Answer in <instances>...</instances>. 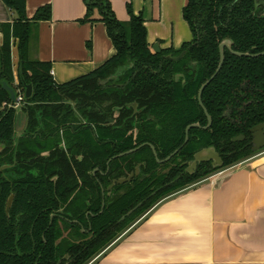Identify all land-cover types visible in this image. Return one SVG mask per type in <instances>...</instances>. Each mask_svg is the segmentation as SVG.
<instances>
[{"label": "trees", "instance_id": "16d2710c", "mask_svg": "<svg viewBox=\"0 0 264 264\" xmlns=\"http://www.w3.org/2000/svg\"><path fill=\"white\" fill-rule=\"evenodd\" d=\"M1 1L16 18L0 25V83L23 97L27 127L16 138V109L4 106L11 101L0 84V166H12L0 172V264H92L165 198L259 153L249 144V130L264 123V56H236L227 49L220 72L201 96L212 125L190 129L181 146L188 125L207 124L197 93L219 64L220 43L231 40L237 53L264 52V0H187L182 17L191 40L160 53L151 50L144 20L130 4L129 19L122 22L108 0H84L81 22H93L97 12L116 54L61 85L50 63L29 59L33 28L50 20V6L28 19L26 0ZM182 52L176 62L165 59ZM177 74L182 76L175 81ZM28 85L32 93L25 99ZM133 103L143 109L141 115H132L127 105ZM114 108H122L116 118ZM238 136L244 141H231ZM148 144L159 160L179 150L159 164ZM208 147L220 154L222 166L201 163L193 174L185 173L193 155ZM136 169L130 182L108 190ZM10 193L14 202L7 218Z\"/></svg>", "mask_w": 264, "mask_h": 264}, {"label": "crops", "instance_id": "0c3cea01", "mask_svg": "<svg viewBox=\"0 0 264 264\" xmlns=\"http://www.w3.org/2000/svg\"><path fill=\"white\" fill-rule=\"evenodd\" d=\"M108 1L119 21L129 19L128 4L142 16L151 50L155 44L160 51L177 50L191 40L182 17L187 0ZM45 5L51 18L33 28L29 59L50 63L56 84L85 76L115 56L97 12L93 22H81L84 0H26L27 18ZM15 18L0 0V25ZM11 54L17 81L14 47ZM25 122L17 109L19 132ZM92 264H264V150L165 198Z\"/></svg>", "mask_w": 264, "mask_h": 264}, {"label": "water", "instance_id": "95a60500", "mask_svg": "<svg viewBox=\"0 0 264 264\" xmlns=\"http://www.w3.org/2000/svg\"><path fill=\"white\" fill-rule=\"evenodd\" d=\"M231 46H232V42L231 40H225L223 41L220 45H219V57H220V62H219V65L214 73L213 76H211V78L205 83L203 84L199 91H198V94H197V101L199 103V105L203 108L206 116H207V119L209 120L208 122V127L210 126L211 122H210V117L207 115V112L205 110V108L203 107L202 103H201V96H202V92L203 90L205 89V87L216 77V75L219 73V71L221 70V67H222V64H223V61H224V55H223V50L224 49H227L229 50L232 54L236 55V56H245V57H259V56H264V53H260V54H257V55H250V54H241V53H236V52H233L231 50ZM152 51L155 52V53H160V50L158 48V45L155 44L152 48ZM184 56V52H182L178 57L176 58H172V57H166V59L168 60H171V61H178L180 60L182 57ZM106 81H103V82H100V84H103L105 83ZM1 88L3 91L7 92L8 95H9V98H10V101L11 102H14L15 101V92L14 90L9 87L5 82H1ZM31 93H32V88L31 86H25V93H24V98L25 99H29L30 96H31ZM133 108H136V104H132L131 105ZM20 109V108H19ZM21 111V110H20ZM22 112V111H21ZM24 115V114H23ZM25 117V115H24ZM26 120V118H25ZM199 126L197 124H191L189 126L186 127L185 129V140H184V143H183V146L187 143L188 141V132L190 129L192 128H198ZM18 131V130H16ZM250 133H251V136H252V145H253V151L254 152H259L261 149L264 148V123L262 124H259V125H256L254 126L253 128H251L250 130ZM244 139L243 136H238V137H235L233 138L231 141L232 142H238V141H242ZM258 140H260L261 142L259 143ZM152 151H153V154L154 156L156 157V154H155V151L153 149L152 146H150ZM136 150V149H135ZM135 150H132V151H129L125 154H122V155H126V154H130L132 152H134ZM178 152V150H176L175 152H173L170 156H168L166 159H164L163 161H159L158 159H156V161L158 163H164V162H167L168 160H170L176 153ZM207 162H210L211 163V166L213 168H220L222 166V161H221V158L219 156V154L215 151L214 148L210 147V148H205V149H202L200 151H198L197 153H195L193 155V159L191 162L188 163V167L186 168L185 170V173H188V174H192L194 172V170L196 169L197 165L198 164H201V163H207ZM5 167H1L0 170L4 169ZM138 174V169L135 170V173L134 174H130L129 177L127 178H122V179H119L117 181H113L112 184L110 185L109 189H111L115 184H123V183H127V182H130L131 179ZM11 201H12V198H10L6 204V213H8L9 211V208L11 206ZM133 210L129 211L125 216H123L120 221L124 220L125 217L127 215H129Z\"/></svg>", "mask_w": 264, "mask_h": 264}, {"label": "flooded vegetation", "instance_id": "af4514ba", "mask_svg": "<svg viewBox=\"0 0 264 264\" xmlns=\"http://www.w3.org/2000/svg\"><path fill=\"white\" fill-rule=\"evenodd\" d=\"M232 42V41H231ZM222 43V42H221ZM220 43V44H221ZM218 50H219V47H218ZM224 51V50H223ZM234 52V51H233ZM237 53V52H236ZM264 53V52H263ZM241 54H245V53H241ZM247 54V53H246ZM260 54V53H259ZM180 55V54H179ZM178 55V56H179ZM255 55H257V54H255ZM177 56V57H178ZM167 57H171V56H167ZM259 57H261V56H259ZM172 58H176V57H172ZM255 58H257V57H255ZM165 59H166V57H165ZM168 60V59H167ZM171 61V60H170ZM174 62H176V61H174ZM219 62H220V57H219ZM219 65V64H218ZM218 67V66H217ZM222 68V67H221ZM217 69V68H216ZM216 71V70H215ZM220 72V71H219ZM215 73V72H214ZM214 73H213V75H214ZM212 75V76H213ZM218 75V74H217ZM216 75V76H217ZM181 74H177V75H175V77H174V80L175 81H178L180 78H181ZM114 78V77H113ZM211 78V77H210ZM209 78V79H210ZM208 79V80H209ZM207 80V81H208ZM214 80V79H213ZM107 81V80H106ZM207 81H205L203 84H205ZM202 84V85H203ZM210 84V83H209ZM208 84V85H209ZM201 85V86H202ZM207 85V86H208ZM200 86V87H201ZM206 86V87H207ZM205 87V88H206ZM200 89V88H199ZM199 91V90H198ZM204 91V90H203ZM203 93V92H202ZM198 94V93H197ZM202 103V102H201ZM134 104V103H133ZM199 104V103H198ZM132 104H128L127 105V107L128 108H131V110H132V115L133 116H139V115H141L142 113H143V109H141V108H139L138 106H137V104H136V108H133L132 106H131ZM203 105V104H202ZM200 106V105H199ZM204 107V106H203ZM200 108L202 109V111H203V114H204V117H205V122H207V124H206V126H200V125H198L199 127L197 128V129H203V130H207V129H209L210 127H211V125H212V118H211V116L209 115V113L207 112V110H206V112H207V115L210 117V122H211V124H210V126L208 127V122H209V120L207 119V116H206V114H205V112H204V110H203V108L200 106ZM205 108V107H204ZM121 109L122 108H114V109H112V116H113V118H116V117H118L119 116V113H120V111H121ZM201 122H203V121H201ZM82 123H85V122H82ZM262 124V123H261ZM259 125V124H258ZM189 126V125H188ZM26 127H27V122H25L24 123V127H23V130L21 131V132H19V131H16L17 130V127H16V125H15V122H14V131H15V136H16V138H19V137H21V136H24V133H25V130H26ZM193 129V128H192ZM250 132V131H249ZM235 138V137H234ZM233 139V138H232ZM231 139V140H232ZM184 140H185V138H184ZM242 141H244V139L242 140ZM238 142H241V141H238ZM258 142L260 143L261 141L260 140H258ZM249 144H250V146H251V148H253V145H252V136H251V133H250V141H249ZM61 146L63 147V144H61ZM148 146H149V148L151 149V147L150 146H152V145H150V144H148ZM153 147V146H152ZM181 147H183V145L181 146ZM140 147H137V148H135L136 150H138ZM208 148H210V147H208ZM213 148V147H212ZM135 149H133V150H135ZM153 149H154V147H153ZM205 149V148H204ZM135 150V151H136ZM177 150H179V149H177ZM202 150V149H201ZM253 150V149H252ZM262 150H264V148L263 149H261L260 151H262ZM130 151H132V150H130ZM134 151V152H135ZM151 151H152V149H151ZM154 151H155V149H154ZM176 151V150H175ZM174 151V152H175ZM200 151V150H199ZM216 151V150H215ZM127 152H129V151H127ZM127 152H125V153H127ZM217 152V151H216ZM125 153H121V154H119V155H117L116 157H121V156H124V155H122V154H125ZM133 153V152H132ZM152 153H153V151H152ZM197 153V152H196ZM218 153V152H217ZM131 154V153H130ZM155 154H156V151H155ZM172 154V153H171ZM170 154V155H171ZM219 154V153H218ZM42 155L43 156H46L47 155V153H42ZM127 155V154H126ZM169 155V156H170ZM153 156H154V154H153ZM219 156H220V154H219ZM155 157V156H154ZM167 158V157H166ZM165 158V159H166ZM220 158H221V156H220ZM113 159V158H112ZM156 159H158L157 158V154H156V157H155V160ZM159 160V159H158ZM164 160V159H163ZM163 160H159V161H163ZM169 161V160H168ZM157 162V161H156ZM158 163V162H157ZM165 163V162H164ZM159 164H161V163H159ZM211 164V163H210ZM198 166V165H197ZM1 167H5L4 169H2V170H0V172H3V171H5V170H7V169H10L12 166H10V165H2V166H0V168ZM188 167V165L186 166V168ZM186 168H185V170H186ZM185 170H184V172H185ZM197 170V167H196V169L194 170V172ZM139 172V171H138ZM193 172V173H194ZM135 173V172H134ZM134 173H131V174H134ZM192 173V174H193ZM138 175V174H137ZM137 175H135V176H137ZM134 176V177H135ZM129 177V176H128ZM133 179V178H132ZM131 179V180H132ZM119 180V179H118ZM114 181H117V180H114ZM113 182V181H112ZM112 182H111V184H112ZM128 183V182H127ZM124 184V183H123ZM115 185H118V184H115ZM119 185H121V184H119ZM110 187V186H109ZM108 190H109V188H108ZM10 198H12V201H11V206H10V208H9V211H8V213H6V211H5V209H6V204H7V202H8V200L10 199ZM13 202H14V195H13V193H10L9 194V196L7 197V199H6V201H5V204H4V213H5V216L7 217V218H9V213H10V210H11V208H12V205H13ZM102 208H103V206H102ZM57 264H60V262H58ZM67 264V263H66Z\"/></svg>", "mask_w": 264, "mask_h": 264}, {"label": "built area", "instance_id": "2783aa9c", "mask_svg": "<svg viewBox=\"0 0 264 264\" xmlns=\"http://www.w3.org/2000/svg\"><path fill=\"white\" fill-rule=\"evenodd\" d=\"M22 100L23 97L22 96H18L15 98L14 102H10L9 104H4V106H7L8 108H13V109H19L21 107L22 104Z\"/></svg>", "mask_w": 264, "mask_h": 264}, {"label": "rangeland", "instance_id": "374dc122", "mask_svg": "<svg viewBox=\"0 0 264 264\" xmlns=\"http://www.w3.org/2000/svg\"><path fill=\"white\" fill-rule=\"evenodd\" d=\"M13 54H14V52H13Z\"/></svg>", "mask_w": 264, "mask_h": 264}]
</instances>
